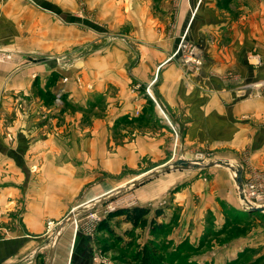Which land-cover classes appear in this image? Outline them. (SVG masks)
<instances>
[{"label":"crops","instance_id":"obj_1","mask_svg":"<svg viewBox=\"0 0 264 264\" xmlns=\"http://www.w3.org/2000/svg\"><path fill=\"white\" fill-rule=\"evenodd\" d=\"M76 1L0 0V49L13 54L0 64V264H35L31 254L106 179L169 152L145 93L153 81L181 149H223L243 181L264 176V0ZM180 42L193 44L197 66L173 58ZM140 123L161 130L144 135ZM223 174L203 199L188 194L201 199L188 202L195 222L202 201L234 216L226 243L203 259L264 264V213L241 215ZM78 238L62 227L44 264H84L71 258Z\"/></svg>","mask_w":264,"mask_h":264},{"label":"rangeland","instance_id":"obj_2","mask_svg":"<svg viewBox=\"0 0 264 264\" xmlns=\"http://www.w3.org/2000/svg\"><path fill=\"white\" fill-rule=\"evenodd\" d=\"M76 2L77 6H81L83 0H77ZM173 58L181 61V53H177ZM154 83L155 81L147 85L150 87L149 91L151 96L158 104L149 98L152 101L151 111L154 112H151V114L157 120V124L166 126L165 130L170 135L168 137L169 152L155 149L153 155H146L136 164H133L132 168H125L119 176L114 177L112 180L111 178L106 179L105 187H100L96 193H91L89 200L91 205H89V202H85L78 206V208L83 206L92 208L95 205L92 201L96 197L123 188L132 180L141 177L157 167L171 163L178 158L198 161L202 165L216 158H233L234 155L221 153L224 151L223 149L209 151V148H202L192 150L191 152L181 149L183 137H181V133L175 128V123L171 122L169 116L162 110L160 98L158 99L157 94L152 89ZM96 107L99 115L106 113L104 106L99 104ZM91 110L93 111V108ZM136 115L138 116L139 112ZM143 124L140 123L137 126V130L144 135L145 133L157 134L154 131L161 130L159 125V127L151 128L150 125ZM225 169L213 167L200 171L188 169L186 171L175 170L160 174L134 189L115 196L111 200L98 205L86 213L75 214V218L67 222V225L74 226L79 235L77 243L75 242L72 248L71 258L83 260L84 264H132L130 263L129 256L134 254L137 248L151 241L158 246V254L168 259L170 264H212L208 260L205 261L203 257L210 251L214 244L224 245L226 243L228 240L226 230L233 224L228 220L234 216L232 215V211L225 214L223 212L225 206H220L219 203L223 217H216V208L212 206L215 212L210 208L206 209L207 201H202V208H204L202 217L199 221L197 220L195 222L190 219L189 212L192 204L188 202L192 200L193 205L194 203L195 205H199L201 199L198 196L190 199L188 194H194L199 191L203 199L204 195L209 194V185H207L209 181L215 180L216 178L217 186L220 187L219 179L222 176L221 174L224 173V180L229 178L230 173L227 171V168ZM195 181H198L197 184H205L204 188L198 190H196L197 188L191 189V184ZM226 188L233 189L232 197L242 207L235 189L236 186L230 178ZM185 194H187V197L183 196ZM194 198L196 199L194 200ZM135 207H141L148 212L145 218L150 224L154 223L155 227H157L155 233H152L153 231L150 227L134 228L121 216V210ZM78 208L75 209L77 210ZM157 210L159 212L158 216L154 217V212ZM241 213L243 216L248 214L247 211L243 210H241ZM262 215L264 216V214ZM249 227L250 225H246L245 227L241 225L234 232L237 236H240ZM56 240L57 236L52 232L48 240H45L48 242H45L43 246L41 245L42 248L35 254H31L28 261L39 258L35 264H44L45 259L49 260V248L53 246L52 244ZM239 264H243V262Z\"/></svg>","mask_w":264,"mask_h":264},{"label":"water","instance_id":"obj_3","mask_svg":"<svg viewBox=\"0 0 264 264\" xmlns=\"http://www.w3.org/2000/svg\"><path fill=\"white\" fill-rule=\"evenodd\" d=\"M193 164H191V162H189L186 159H182V158H178L175 161L168 163V164H164L160 167H157L151 171H149L148 173L142 175L139 178H136L134 180H132L131 182H129L127 185H125L123 188H119L118 190H114L112 192H108L106 195H102L100 197L106 196L105 198H103L101 200L100 203L92 206V208H86V207H80L77 210H72L63 220L62 222L56 227L54 233H58L59 230L63 227V225H65V223L71 221L72 219H74L75 214L79 215L82 213H86L91 209L96 208L98 205L103 204L106 201L111 200L112 198H114L115 196H118L126 191H129L130 189H134L140 185H142L143 183L149 181L150 179L160 175V174H164L170 171H175V170H181V168H185L188 166H192ZM231 166V163H229V161L224 160L222 162H209L208 164L201 166V167H196L200 170H204V169H210L213 167H222V168H226ZM235 168V176L233 177V181L235 183V186L237 188V193H238V198L240 199V201H242L243 204H246L247 206V212L249 213H264V207L261 208H257L255 206H252L250 204H248L247 200L244 197V192H243V169L241 166L235 164L234 167ZM99 198V197H98ZM97 199V198H96ZM95 201V200H94ZM52 248H50V252H49V259L52 255Z\"/></svg>","mask_w":264,"mask_h":264},{"label":"built area","instance_id":"obj_4","mask_svg":"<svg viewBox=\"0 0 264 264\" xmlns=\"http://www.w3.org/2000/svg\"><path fill=\"white\" fill-rule=\"evenodd\" d=\"M179 52L181 53V59L186 63L192 64L193 66H197L199 64V59L196 56L195 47L193 44L188 42H180L174 55ZM12 58L13 54L11 52H6L0 49V63L11 61ZM149 89L150 87L147 86L145 88V92L149 98L157 104V102L151 96ZM257 89H264V80L257 83ZM243 192L245 199L252 206L264 207V177L257 174L256 172L251 171L249 173V177L243 181Z\"/></svg>","mask_w":264,"mask_h":264},{"label":"trees","instance_id":"obj_5","mask_svg":"<svg viewBox=\"0 0 264 264\" xmlns=\"http://www.w3.org/2000/svg\"><path fill=\"white\" fill-rule=\"evenodd\" d=\"M121 216L130 223L134 228L150 227L155 233L157 227L154 223H149L146 220L148 212L141 208L135 207L132 209H124L120 211ZM158 210L154 212V217L158 216ZM130 263L132 264H170L169 260L158 254V246L149 241L142 247L137 248L136 252L129 256Z\"/></svg>","mask_w":264,"mask_h":264},{"label":"bare ground","instance_id":"obj_6","mask_svg":"<svg viewBox=\"0 0 264 264\" xmlns=\"http://www.w3.org/2000/svg\"><path fill=\"white\" fill-rule=\"evenodd\" d=\"M222 161H224V160H222V159H216V160H213V161H210V162H222ZM190 162V161H189ZM194 162V163H193ZM200 162H198V161H192L191 160V164H193L192 166H188V167H183V168H181V170H199L198 168H196V167H201V166H204V165H206V164H208L209 162H207L206 164H204V165H202V164H199ZM229 163H231V166H229V167H226L228 170H229V172L231 173V175H232V177H234L235 176V168H233L234 167V163H232V162H230L229 161ZM106 195V194H105ZM106 196H103V197H101V198H98L97 200H93L92 202H94L95 203V205L96 204H98V203H100L101 202V200L103 199V198H105ZM241 204H242V210L243 211H247V206H246V204H243L242 203V201H241ZM248 204H250L249 202H248ZM89 205H91V202H89ZM251 205V204H250ZM257 208H261V207H257ZM76 210V209H75ZM249 213V212H248ZM67 223H65V225H66ZM65 225H63V227L65 226ZM60 232H61V229L59 230V232L58 233H55V235L56 236H59V234H60Z\"/></svg>","mask_w":264,"mask_h":264}]
</instances>
